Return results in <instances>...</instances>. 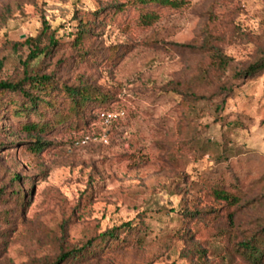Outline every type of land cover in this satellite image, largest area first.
<instances>
[{
  "label": "rangeland",
  "instance_id": "obj_1",
  "mask_svg": "<svg viewBox=\"0 0 264 264\" xmlns=\"http://www.w3.org/2000/svg\"><path fill=\"white\" fill-rule=\"evenodd\" d=\"M131 2L0 0V81L47 74L108 97L81 130L45 110L41 150L0 106V264L72 249L59 264H264V71L238 75L264 61V0L152 4L147 28ZM86 21L80 56L71 42ZM105 109L125 114L105 124Z\"/></svg>",
  "mask_w": 264,
  "mask_h": 264
},
{
  "label": "trees",
  "instance_id": "obj_2",
  "mask_svg": "<svg viewBox=\"0 0 264 264\" xmlns=\"http://www.w3.org/2000/svg\"><path fill=\"white\" fill-rule=\"evenodd\" d=\"M131 3L140 11L138 24L143 28H147L157 22L160 18V14L156 9H150L152 4H155L157 7L163 6L171 9H182L187 7L190 2L189 0H133ZM90 31L91 26L89 22H83L82 27L78 30L75 38L71 42V45L79 50L80 56L85 53L83 52V45L89 38ZM29 43L33 44L34 39L30 38ZM42 52L43 50L39 45L34 46L30 53L29 61L39 57ZM213 56L216 64L222 65L223 67H227L229 64L228 58L225 55L220 54ZM260 71H264V61L253 63L238 75L251 77ZM10 93H18L22 95L23 100L18 101L17 99H6V95ZM61 93L62 96H60V99L57 98ZM107 99V95L103 94L99 89L91 86H68L64 82L54 80L53 76L47 74L33 75L27 72L25 78L21 81H0V106L11 105L10 111L13 116L27 119L23 124V127L39 137L36 141L35 150H41L45 147L46 143L42 141L41 134L50 130L49 123L44 121L47 117L44 112L45 110H53L52 113L55 112L57 121L64 116V113H66V117L68 116L71 119L74 118L77 121L78 125L76 129L81 130L86 123V119H84L86 118L84 115L87 111L86 109L95 104L100 106L101 103H107L106 108H108ZM5 100L7 101L4 103ZM107 110L110 109H105V111ZM91 119L92 118H90V121ZM215 192L231 202L239 201V195L236 192L226 190L224 187L219 186L215 189ZM21 195L22 194H20V196ZM125 225L131 227L132 222H126ZM105 235L110 238H115L117 236L115 230H109ZM245 247L247 250L251 249L248 242L245 243ZM82 251V249H72L69 252H65L60 256L57 262L53 264H59L61 261L67 260L70 256H76V254H79ZM254 255L255 252L251 251V256Z\"/></svg>",
  "mask_w": 264,
  "mask_h": 264
},
{
  "label": "built area",
  "instance_id": "obj_3",
  "mask_svg": "<svg viewBox=\"0 0 264 264\" xmlns=\"http://www.w3.org/2000/svg\"><path fill=\"white\" fill-rule=\"evenodd\" d=\"M124 114H125V112H123V111H114V110L105 111V112H102L101 118L103 119L105 124H110L114 120L122 118L124 116ZM88 139H89V137L87 136L83 142L86 143Z\"/></svg>",
  "mask_w": 264,
  "mask_h": 264
}]
</instances>
